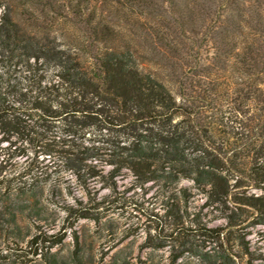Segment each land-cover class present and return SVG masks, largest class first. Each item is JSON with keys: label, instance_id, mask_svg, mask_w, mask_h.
I'll return each instance as SVG.
<instances>
[{"label": "trees", "instance_id": "16d2710c", "mask_svg": "<svg viewBox=\"0 0 264 264\" xmlns=\"http://www.w3.org/2000/svg\"><path fill=\"white\" fill-rule=\"evenodd\" d=\"M124 169L168 204L143 242L168 264H264V0H0V215L97 220Z\"/></svg>", "mask_w": 264, "mask_h": 264}, {"label": "rangeland", "instance_id": "374dc122", "mask_svg": "<svg viewBox=\"0 0 264 264\" xmlns=\"http://www.w3.org/2000/svg\"><path fill=\"white\" fill-rule=\"evenodd\" d=\"M67 28L57 30V34L66 33ZM40 158H43L39 156ZM108 169V167H105ZM116 190L102 188L99 183L93 184V191L98 198L107 195L98 211V219L80 218L71 228L66 227L64 212L48 205L44 220L33 222L21 218L17 224L9 221V216L0 215V264H48L45 257L57 253L58 257L68 260L69 264H168L170 245L162 247H145L143 242L153 236L155 222L153 218L163 215L167 209L166 200L160 195L155 183L138 185L130 171L124 169L116 177ZM189 185V181H182ZM260 193V189H250ZM193 197L189 200V209L201 211V215L210 225L223 224V219L212 220L213 213L204 208V196L192 189ZM78 196L85 198L82 190ZM70 202L73 201L68 198ZM36 225H39L37 228ZM246 239L252 250L264 258V225H251ZM56 234L62 240L50 246L49 242L35 239ZM78 241V258H74L75 239ZM167 243H172L168 239ZM194 248L201 249V242L196 238ZM237 251V249H235ZM247 257H236L237 264H247ZM264 262V260H262ZM255 261L254 264H259ZM175 264H206L199 256L184 254Z\"/></svg>", "mask_w": 264, "mask_h": 264}]
</instances>
